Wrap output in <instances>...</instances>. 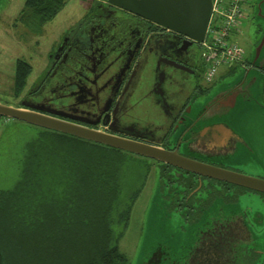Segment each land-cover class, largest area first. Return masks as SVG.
Returning <instances> with one entry per match:
<instances>
[{"label":"flooded vegetation","instance_id":"1","mask_svg":"<svg viewBox=\"0 0 264 264\" xmlns=\"http://www.w3.org/2000/svg\"><path fill=\"white\" fill-rule=\"evenodd\" d=\"M208 87L200 43L104 0L61 36L16 107L264 181L260 174H253L255 164L237 168L222 161L245 159L242 148L247 144L233 127L234 132L229 129L231 119L226 116L235 113H213L214 103L199 105L209 94ZM260 99L264 106L263 89ZM200 122L205 136L190 143L191 131ZM214 127L222 131L217 137L209 136ZM124 152L147 168L140 192L157 166L153 175L157 188L186 223L199 221L216 202L221 206L239 203L241 195H254L264 202V191ZM243 214L244 218L205 221L187 264H256L259 260L264 264V214ZM254 226L262 231H254Z\"/></svg>","mask_w":264,"mask_h":264},{"label":"trees","instance_id":"2","mask_svg":"<svg viewBox=\"0 0 264 264\" xmlns=\"http://www.w3.org/2000/svg\"><path fill=\"white\" fill-rule=\"evenodd\" d=\"M65 4L25 0L14 22L38 35ZM14 67L19 97L32 66L17 59ZM136 164L143 167L124 151L39 127L18 181L0 192V264H129L119 241L141 183L122 192L124 170Z\"/></svg>","mask_w":264,"mask_h":264},{"label":"rangeland","instance_id":"3","mask_svg":"<svg viewBox=\"0 0 264 264\" xmlns=\"http://www.w3.org/2000/svg\"><path fill=\"white\" fill-rule=\"evenodd\" d=\"M24 1L0 0V103L11 106L19 103V97L27 86L38 78L48 62L49 51L61 36L75 28L84 17L92 14L97 2L104 0H66L65 7L42 27L38 35L14 22L23 8ZM246 14L248 18L241 24L235 39L245 51V61L249 62L254 56L256 43L264 34V0H251ZM17 59H24L32 66V72L19 97H16L13 91L14 66ZM259 60L264 62V46ZM245 66L246 63L243 66L220 68L216 81L209 84L210 92L243 80L247 69ZM249 77L257 78L255 91L261 96L264 79L262 74L252 69ZM258 102L251 103L243 112L237 108L238 112L229 121V126L236 130V134L245 139L247 147L242 148L246 154L245 159L240 158L236 163L222 161L227 166L237 168L255 164L253 174H260L264 178V106L260 98ZM38 130L39 128L33 125L0 117V192L12 189L18 181L25 145L35 137ZM138 161L143 164L141 160ZM146 162L151 163L149 160ZM156 168L155 165L150 170L149 178L133 205L128 225L119 241V249L128 257L129 264H187L189 253L196 245L197 235L205 227V221L208 223L231 216L244 218V211L250 214L259 211L264 214V202L254 195H241L239 203L221 206L216 202L202 213L199 221L186 223L179 212L171 209L170 202L162 197L157 188L156 178L153 176ZM124 171L128 174L124 179L122 199L138 187L147 169L144 165L142 167L136 164L126 167ZM254 227L253 230L258 233L262 231V228ZM159 256L162 257L161 262L158 261ZM260 262L261 260L256 264Z\"/></svg>","mask_w":264,"mask_h":264},{"label":"water","instance_id":"4","mask_svg":"<svg viewBox=\"0 0 264 264\" xmlns=\"http://www.w3.org/2000/svg\"><path fill=\"white\" fill-rule=\"evenodd\" d=\"M107 2L119 9L149 19L161 27L184 35L198 43L204 39L212 7L211 0H107ZM258 7V14H260V5ZM263 46L264 34L255 45L254 56L249 60L251 69L248 68L245 70L244 79L240 82L223 86L216 92H209L199 105L204 107L207 104L214 103L213 113L221 110L226 113H237V108H240L239 110L243 112L251 106V103L254 102L255 104L256 101L258 102L260 96L255 91L257 78L253 77L250 79L249 75L252 69H254L262 74L264 78V62H260L259 60ZM232 115L226 116V119H232ZM0 117L14 119L35 127L54 130L80 139L151 158L159 162L178 166L186 170L229 180L264 191V181L227 171L225 172L224 170L181 156L175 151L171 152L160 147L98 132L42 114L35 110L0 103ZM219 118L213 117V119L217 120ZM229 129L234 132L231 126H229ZM218 132L219 129H215L214 127L209 136L217 137L222 131ZM204 136L203 122H200L191 131L190 143H194L196 137ZM158 261H162L161 256H159Z\"/></svg>","mask_w":264,"mask_h":264},{"label":"built area","instance_id":"5","mask_svg":"<svg viewBox=\"0 0 264 264\" xmlns=\"http://www.w3.org/2000/svg\"><path fill=\"white\" fill-rule=\"evenodd\" d=\"M211 15L204 39L200 42L203 80L215 82L219 69L245 65V51L235 37L248 18L251 0H211Z\"/></svg>","mask_w":264,"mask_h":264},{"label":"crops","instance_id":"6","mask_svg":"<svg viewBox=\"0 0 264 264\" xmlns=\"http://www.w3.org/2000/svg\"><path fill=\"white\" fill-rule=\"evenodd\" d=\"M65 5H66V4H65ZM64 7H65V6H64ZM58 14H59V13H58ZM58 14H57V15H58ZM57 15H56V16H57ZM215 81H216V80H215Z\"/></svg>","mask_w":264,"mask_h":264},{"label":"bare ground","instance_id":"7","mask_svg":"<svg viewBox=\"0 0 264 264\" xmlns=\"http://www.w3.org/2000/svg\"><path fill=\"white\" fill-rule=\"evenodd\" d=\"M209 87H210V86H209ZM209 87H208V88H209Z\"/></svg>","mask_w":264,"mask_h":264}]
</instances>
